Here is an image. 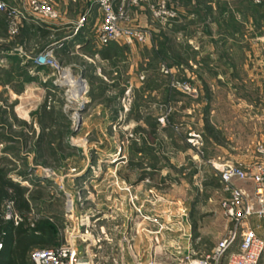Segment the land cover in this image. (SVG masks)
<instances>
[{
	"label": "rangeland",
	"instance_id": "1",
	"mask_svg": "<svg viewBox=\"0 0 264 264\" xmlns=\"http://www.w3.org/2000/svg\"><path fill=\"white\" fill-rule=\"evenodd\" d=\"M0 1L13 7L10 0ZM46 1L58 20L53 2ZM253 4L118 0L115 9H126L127 25L147 30L148 41L106 47L96 32L84 54L54 51V65L43 66L35 60L47 42L37 38L34 54H24L26 62L23 54H13L18 62L5 61L0 168L47 196L42 207L60 225L54 246L74 249L76 264H187L229 235L234 222L222 204L230 191L218 168L248 162L264 142L254 133V109L243 105L264 102V39L254 38L260 52L254 87L242 85V65L226 81L222 39L239 28L236 18L253 26L246 27L248 40L230 38L233 52L248 47L250 35H264V1L260 9ZM25 13L45 27L47 21ZM179 28L193 38L175 41ZM1 33L3 40L19 34L8 35L7 21ZM242 57L234 54L229 65L251 62ZM22 64L27 66L19 72ZM146 119L157 123L151 136ZM235 185L252 189L250 182ZM247 225L257 228L260 220L252 216ZM240 241L238 233L233 248Z\"/></svg>",
	"mask_w": 264,
	"mask_h": 264
},
{
	"label": "built area",
	"instance_id": "2",
	"mask_svg": "<svg viewBox=\"0 0 264 264\" xmlns=\"http://www.w3.org/2000/svg\"><path fill=\"white\" fill-rule=\"evenodd\" d=\"M255 4H262L264 0H251ZM102 12V21L97 29L98 42L107 46L121 40H135L145 42L151 35L147 30L127 25V10L115 9L118 0H92ZM25 12L36 14L41 19L51 22L56 20L57 13L46 0H29ZM24 11L8 7L0 1V12L4 13L7 21V31L10 37L18 34L20 22L24 19ZM169 16H173L169 15ZM54 45L46 48L37 58L36 63L43 66H53ZM81 82H84L81 80ZM186 91L187 84H182ZM219 177L227 185L230 197L222 207L227 216L234 222L229 235L223 238L208 254L193 259L187 264H262L264 260V236H259L253 228L247 225L248 218L256 216L260 220L259 228L264 233V142L254 147V157L248 162H226L219 168ZM235 182L252 184V189L237 187ZM6 219L17 217L13 214L8 203ZM241 237L240 244L233 248L236 236ZM1 248V245H0ZM76 251L71 247L57 246L54 248H37L30 253L32 264H76Z\"/></svg>",
	"mask_w": 264,
	"mask_h": 264
},
{
	"label": "crops",
	"instance_id": "3",
	"mask_svg": "<svg viewBox=\"0 0 264 264\" xmlns=\"http://www.w3.org/2000/svg\"><path fill=\"white\" fill-rule=\"evenodd\" d=\"M54 4L55 9L58 10L59 18L58 20L51 21V22H45V27L37 26L35 22V18L33 19L31 15L25 13L24 19L20 22V29L19 34L14 39H5L3 40L2 36L0 35V54H23L24 61L28 59L27 55L24 54H34L36 50V39L40 38L46 41L47 43L43 45L41 48L42 50L53 46L54 45V54H69L71 52H75V54H84L85 48H88L89 44H92V42H96V32L97 27L101 21L102 15L100 9L91 1L89 0H60V5L55 4L56 0H51ZM28 0H10V3L13 5L14 8H17L19 10L27 9ZM254 6L259 7L263 5H257L253 4ZM264 12V10H262ZM27 14V15H26ZM236 24L239 28H237V31L228 32L226 31L224 35V39H222V43L226 46L224 47L222 53L224 58V65L221 69V73L226 77V81L229 80V78H234L235 71L240 69L242 65L241 72L244 73L245 76H247V80H243L241 83L242 85H248L247 82H250V85L252 83V87L255 86V81H257L258 85V79L255 80L254 77H256L255 69L259 65V57L260 52L255 51L256 46L253 45L254 38L255 37H261V39H264V35H257L259 33H256L254 35H250L249 38V46L241 48V50H237V52H233L234 50L232 48H229V41L230 38H241L247 39L246 37V27L248 25H252V20L248 19V22L244 21L241 22L238 18L235 19ZM228 27V26H227ZM260 29L259 27H255L254 30ZM264 30V28L262 29ZM176 36H179L175 38V41H181L184 39L185 41L188 40V38H193L192 35H185V31L175 29ZM259 31V30H257ZM254 32V31H253ZM190 34V33H189ZM55 36L56 39L52 40V37ZM52 40V41H51ZM248 40V39H247ZM57 44V45H56ZM59 44H61V47H59ZM56 45V46H55ZM109 46V45H108ZM106 46V47H108ZM226 48V49H225ZM253 50V51H252ZM232 51V52H231ZM231 52V53H230ZM238 54L239 59L243 57L249 58L251 61L250 63L244 60V63L242 64L240 61H238V66L235 68L233 65H229V62L232 61L233 55ZM252 56V59H251ZM7 59L5 57H2L0 59V66L2 68L6 65L5 61ZM230 60V61H229ZM226 62L227 65H226ZM256 63V65H255ZM30 67V66H29ZM28 67V70L30 68ZM36 68V67H35ZM34 68V69H35ZM33 69V70H34ZM36 70V69H35ZM236 72H240V71ZM242 74V73H241ZM240 75V74H239ZM251 77V78H250ZM256 85V88L258 86ZM234 87V85H231V87ZM230 87V86H229ZM30 87H28L29 89ZM233 90L236 91V88ZM254 88H252L253 90ZM229 99V98H228ZM243 100V99H242ZM247 101V100H246ZM251 101V102H250ZM248 100V102H244V106L250 107V109H254L251 111V119L256 118L258 120V128L254 131L256 135L259 137H264V102L260 101V99L255 100ZM264 101V100H263ZM251 104H250V103ZM256 233L259 236H264V233L261 228H253ZM259 231V232H258ZM262 264H264V260L262 261Z\"/></svg>",
	"mask_w": 264,
	"mask_h": 264
},
{
	"label": "trees",
	"instance_id": "4",
	"mask_svg": "<svg viewBox=\"0 0 264 264\" xmlns=\"http://www.w3.org/2000/svg\"><path fill=\"white\" fill-rule=\"evenodd\" d=\"M5 19V14L0 12V33L4 34ZM14 56L0 54V59L5 57L9 63L18 62ZM26 66L22 64L19 72L20 69L25 70ZM146 123L150 129L148 135L151 136L157 128V123H151L149 119H146ZM139 149L147 150L146 146ZM46 197L43 192L33 193L19 182L13 181L5 169L0 168V264H31L30 253L34 249L57 247L54 245L61 239L59 219L44 211L42 203ZM8 203L18 219L16 224L13 219L5 218Z\"/></svg>",
	"mask_w": 264,
	"mask_h": 264
},
{
	"label": "bare ground",
	"instance_id": "5",
	"mask_svg": "<svg viewBox=\"0 0 264 264\" xmlns=\"http://www.w3.org/2000/svg\"><path fill=\"white\" fill-rule=\"evenodd\" d=\"M79 84H82V83L79 82ZM82 85L84 86V84H82Z\"/></svg>",
	"mask_w": 264,
	"mask_h": 264
}]
</instances>
